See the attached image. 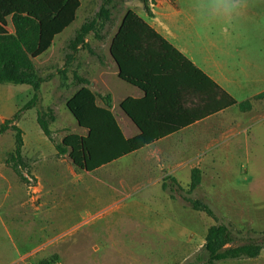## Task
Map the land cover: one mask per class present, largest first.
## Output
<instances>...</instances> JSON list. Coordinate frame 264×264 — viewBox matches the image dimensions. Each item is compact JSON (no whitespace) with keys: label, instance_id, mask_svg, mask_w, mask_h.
Here are the masks:
<instances>
[{"label":"crops","instance_id":"crops-1","mask_svg":"<svg viewBox=\"0 0 264 264\" xmlns=\"http://www.w3.org/2000/svg\"><path fill=\"white\" fill-rule=\"evenodd\" d=\"M239 2V14L233 17L230 24L215 11L214 0H148L151 16L144 10L145 18L135 12L239 104L252 101L253 109L244 113L236 106L204 118L203 115L211 110L210 103L205 106L196 98L178 101V96L183 91H196L198 83L203 84L204 95L209 85L199 77L197 82L193 73L186 77L184 84L177 83L170 74L165 75L154 104L158 111V134H166L152 146L96 170L94 173L104 171V178H93L97 186L90 191L92 202L94 199L98 203L99 200L111 198L121 204L114 212L118 217H140L138 222H141V217L158 220L178 210L179 200L185 202L177 193L172 198V193L163 189L165 182L170 184L176 180L182 188L188 189L193 169H200L204 178L205 169L215 171L230 167V161L242 155L245 150L242 136L249 129L244 120L264 106V99L255 100L264 93V32L253 35L256 40H262L258 47L242 48L235 42L237 37L242 39V34L236 33V25L244 19L245 23L251 20L259 26L262 15L254 9V4H264V0H253V7L249 6L248 1ZM127 13L118 23V30L109 43L110 60L87 79L91 82L89 89L98 96L99 107H105V98L111 99V112L124 137L130 140L140 136L141 131L122 106L131 100L142 101L145 93L120 79L119 68L110 52L113 39ZM225 24L230 26L231 31L226 29L227 34L221 41L213 33L217 27H224ZM135 104L132 102L131 106ZM136 113L139 117L142 115L140 111ZM201 115V118L193 120ZM175 127L184 128L169 132ZM79 135L86 136L87 131L81 129ZM37 180L38 192L33 199L35 201H32V209L0 211V264H115L109 252L103 257L90 255L82 259L77 251L83 241L95 244L101 240L106 248L114 246L113 226L108 223L113 220L106 219L101 225L85 220L73 229H66L63 226L65 217L73 211L44 208L48 205L41 203L44 189L39 178ZM153 189L157 192L152 193ZM139 194H142L145 202H128L139 197ZM125 202L129 204L125 206ZM37 203L43 206L37 207ZM110 209L114 210L113 207ZM121 222L126 221L121 219ZM176 232L178 235L184 233L181 230ZM177 238L174 240L177 241Z\"/></svg>","mask_w":264,"mask_h":264},{"label":"rangeland","instance_id":"rangeland-1","mask_svg":"<svg viewBox=\"0 0 264 264\" xmlns=\"http://www.w3.org/2000/svg\"><path fill=\"white\" fill-rule=\"evenodd\" d=\"M245 1L253 7V0ZM105 3V0H84L74 23L56 37L44 55L34 60L40 75L46 79L40 91L41 100L37 108L24 111L16 123L24 136L23 156L27 163L24 175L28 181H22L7 164V159L16 148L15 132L10 130L0 136V211L32 209L39 178L44 189L41 203L48 205L44 208L73 211L65 217L63 226L66 229H73L85 220H91L92 224L97 225L105 223L106 219L113 220L114 223H108L113 226L114 246L106 248L101 240L95 244L83 241L77 251L82 259L90 255L103 257L109 252L115 264H187L205 244L208 229L219 223L229 226L240 242L243 239H264V106L244 120L249 129L242 136L245 148L242 155L230 161V167L215 171L205 169L203 183L192 195V198L208 203L218 220L192 210L188 203L180 200V210L174 208V211L158 220L154 217H141V222H138L140 217H118L114 212L121 204L116 200L110 198L99 200L98 203L95 199L91 201L90 191L97 186L93 178H104V171L86 174L74 168L69 155H58L55 146L61 144L66 136L81 132L67 108L68 100L81 88L75 85V74L91 78L101 69L102 64L110 60L109 43L125 13L137 12L143 18L145 12L149 15L140 0H112L108 8L112 11L115 23L100 26L96 33L87 38L95 54L81 49L76 61L66 68L67 56L71 53V40L86 21L96 17ZM254 9L262 15V22L259 26L251 20L245 23L244 19L235 23L236 33L242 34V39H234L238 47L255 48L262 42L253 35L264 32V4L255 3ZM7 29L14 33L11 22ZM226 29L231 31L230 26L225 24L224 27H217L213 34L222 41L227 34ZM64 70L65 75L62 73ZM34 93L30 86L0 85V126L7 120H13ZM48 109H53L56 116V122L50 126L53 142L44 135L37 122L39 111L46 112ZM152 191L157 192L156 189ZM141 195L128 202H145ZM129 203L123 204L127 206ZM112 207L114 210L110 209ZM121 219L126 222H121ZM176 230L184 233L178 235ZM177 236L176 241L174 239ZM261 255L256 259L228 260L217 264H264V252Z\"/></svg>","mask_w":264,"mask_h":264},{"label":"trees","instance_id":"trees-1","mask_svg":"<svg viewBox=\"0 0 264 264\" xmlns=\"http://www.w3.org/2000/svg\"><path fill=\"white\" fill-rule=\"evenodd\" d=\"M82 1L0 0V85L30 86L35 92L32 99L15 114L13 120H7L0 126V136L10 130L15 132L16 148L7 159V164L24 182L28 181L24 175L27 163L22 156L25 142L23 132L16 123L24 111L38 107L41 100L40 91L46 82L34 60L44 55L52 47L56 37L74 23ZM111 1L105 0V5L96 17L86 21L76 32L75 38L69 44L71 53L67 56L66 68L72 66L81 49L95 54L87 38L96 33L100 26L113 25L112 11L108 8ZM140 1L151 16L148 0ZM10 22L14 33L7 29ZM110 52L119 67L120 79L145 93V99L142 101L131 100L122 106L140 129L141 135L127 140L111 112V99L105 98V107H99L98 96L88 87L90 80L76 73L75 85L81 87V90L67 103V108L79 128L87 131V135H68L55 148L58 155H69L72 164L81 171L94 173L101 167L152 146L166 134H158V111L154 103L158 99V89L163 77L167 74L177 83L184 84L186 77L193 73L197 82L199 77L209 85V90H205L204 95L203 84L198 83L196 91H183L178 96V101L196 98L205 106L210 103L211 110L203 115L204 118L236 106L244 113L253 109L252 101L239 104L133 11H129L122 21ZM62 73L65 75L66 71ZM204 85L206 89V84ZM262 99L264 93L255 97V100ZM132 102L136 104L131 106ZM137 111L142 112L140 117L137 116ZM201 117L202 115L193 120ZM37 122L44 135L53 142L50 126L56 122L54 110L39 111ZM182 128L184 127H175L169 132H178ZM202 180L203 173L196 168L192 170L188 189L182 188L176 180H172L170 184L165 182L163 189L169 190L172 198H175L174 194L177 193L194 211L218 220L208 203L192 198ZM263 250L264 239H243L240 242L229 226L219 223L209 228L205 244L187 264H217L228 260L256 259Z\"/></svg>","mask_w":264,"mask_h":264},{"label":"clouds","instance_id":"clouds-1","mask_svg":"<svg viewBox=\"0 0 264 264\" xmlns=\"http://www.w3.org/2000/svg\"><path fill=\"white\" fill-rule=\"evenodd\" d=\"M214 5L215 11L223 16L229 24L233 17L239 14L241 8L239 0H214Z\"/></svg>","mask_w":264,"mask_h":264},{"label":"water","instance_id":"water-1","mask_svg":"<svg viewBox=\"0 0 264 264\" xmlns=\"http://www.w3.org/2000/svg\"><path fill=\"white\" fill-rule=\"evenodd\" d=\"M118 66V65H117ZM119 68V67H118Z\"/></svg>","mask_w":264,"mask_h":264}]
</instances>
